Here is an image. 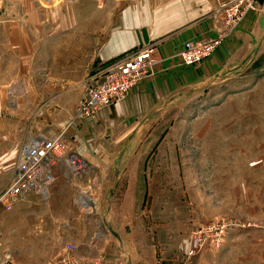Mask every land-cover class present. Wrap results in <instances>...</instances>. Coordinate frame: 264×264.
<instances>
[{"label":"crops","instance_id":"0c3cea01","mask_svg":"<svg viewBox=\"0 0 264 264\" xmlns=\"http://www.w3.org/2000/svg\"><path fill=\"white\" fill-rule=\"evenodd\" d=\"M51 5L47 10L38 0H0V90L10 105L5 114L16 119L15 125L0 121L1 173L8 184L20 147L31 135H61L89 173L72 176L58 162L46 194L25 195L24 209L39 214L30 235L44 246L50 239L54 253L74 244L83 261L102 256L105 264H143L146 258L128 240L134 223L124 214L139 212L128 198L139 197L143 204L151 194L144 182L158 174L159 162H152V155L137 156L138 150L159 146L152 135L177 102L191 101L255 61L264 47V0L259 12L227 29L211 57L193 66L178 57L183 44L226 30L211 0H55ZM113 5L118 7L114 23ZM146 46L153 48L152 73L94 119L75 120L86 88L103 70ZM90 181L96 186L97 215L80 217L72 200L76 188ZM52 254L45 252L42 259Z\"/></svg>","mask_w":264,"mask_h":264},{"label":"rangeland","instance_id":"374dc122","mask_svg":"<svg viewBox=\"0 0 264 264\" xmlns=\"http://www.w3.org/2000/svg\"><path fill=\"white\" fill-rule=\"evenodd\" d=\"M38 1L47 10L55 2ZM117 11L113 5V23ZM259 52L230 80L177 102L152 135L159 146L137 149V156L159 162L158 174L144 182L151 194L143 204L128 198L139 212L124 214L134 223L128 240L146 258L143 264H264V47ZM1 120L16 124L5 111ZM7 176L0 170V192ZM84 189L91 210L73 207L90 218L97 215L96 186L90 181ZM38 216L27 213L23 201L10 211L0 206V260L9 254L14 264H49L60 253L50 239L44 246L30 235ZM45 252H53L50 259H42Z\"/></svg>","mask_w":264,"mask_h":264},{"label":"built area","instance_id":"2783aa9c","mask_svg":"<svg viewBox=\"0 0 264 264\" xmlns=\"http://www.w3.org/2000/svg\"><path fill=\"white\" fill-rule=\"evenodd\" d=\"M211 1L215 14L223 16L226 30L214 38L186 41L178 53L184 66H193L211 57L225 38L226 32L237 27L248 14L259 12L263 0ZM155 63L153 48L150 46L130 52L111 62L103 70L101 79L86 88L83 98L78 103L74 119L92 120L101 108L124 100L138 82L152 73ZM4 111L5 105L0 90V120ZM58 162H63L73 175H83L88 171L85 161L70 149L61 135L36 134L28 138L19 150L7 186L0 192V206L3 210H12L14 205L23 201L27 193L45 195L55 181L53 168ZM73 204L81 213L87 214L92 208L88 190L77 188ZM76 250L74 244H65L49 264H105L102 256L88 261L80 260ZM0 264L14 263L11 256L6 254L0 260Z\"/></svg>","mask_w":264,"mask_h":264}]
</instances>
